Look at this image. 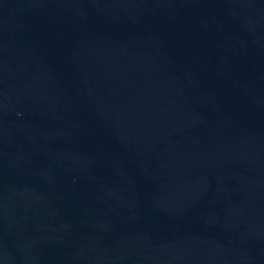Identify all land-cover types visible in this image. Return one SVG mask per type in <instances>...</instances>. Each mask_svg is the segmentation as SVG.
I'll return each mask as SVG.
<instances>
[{"label":"water","instance_id":"obj_1","mask_svg":"<svg viewBox=\"0 0 264 264\" xmlns=\"http://www.w3.org/2000/svg\"><path fill=\"white\" fill-rule=\"evenodd\" d=\"M0 264H264V0H0Z\"/></svg>","mask_w":264,"mask_h":264}]
</instances>
